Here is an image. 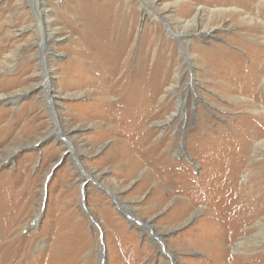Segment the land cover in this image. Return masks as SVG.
<instances>
[{
	"label": "rangeland",
	"instance_id": "rangeland-1",
	"mask_svg": "<svg viewBox=\"0 0 264 264\" xmlns=\"http://www.w3.org/2000/svg\"><path fill=\"white\" fill-rule=\"evenodd\" d=\"M63 2L0 0V95L16 93L0 100V264H233L243 248L234 264H264V193L231 204L255 175L264 187V145L246 143L264 117V0ZM231 224L250 242L220 255Z\"/></svg>",
	"mask_w": 264,
	"mask_h": 264
},
{
	"label": "bare ground",
	"instance_id": "bare-ground-1",
	"mask_svg": "<svg viewBox=\"0 0 264 264\" xmlns=\"http://www.w3.org/2000/svg\"><path fill=\"white\" fill-rule=\"evenodd\" d=\"M65 2H63V3H67L68 5L73 1V3L71 4V9H70V14L71 15H78L79 14V9H78V2L80 1V0H64ZM154 2H155V0H153ZM222 1H224V3H226V4H229V3H236V2H241L242 3V6H243V8L244 9H249L250 8V4L252 3L251 1L252 0H221V2ZM44 2V1H43ZM36 7H37V12L38 13H44V12H48V10H44V9H41L40 10V7H39V3H37V1H36ZM112 8H113V10H114V13L116 14V16H119L120 17V19H122V10L124 11V5H123V2H121V3H119V4H113V3H110L109 4ZM183 5H185L184 7H186V12H188V9L190 8V6L192 5L191 3H189V2H184L183 3ZM226 6V5H225ZM232 9V8H231ZM234 9V8H233ZM239 9V8H238ZM184 10V11H185ZM197 11H199V8H197ZM238 13V12H237ZM246 13V12H245ZM50 14V13H49ZM189 14V13H188ZM243 14H244V12H243ZM232 17V16H231ZM50 16L47 14V20H46V22L48 23V24H50ZM196 20V17L195 16H193L192 18H190V19H186V20H184V22H182V24L183 25H188V23H190L191 21H195ZM117 26V27H121L122 26V21L120 22V20L118 21V23H113L111 26ZM50 26V25H49ZM48 29V28H47ZM188 29V28H187ZM203 30L205 31H208V29L207 28H203ZM202 30V31H203ZM209 31H211V30H209ZM54 32V31H53ZM53 32H49V33H47V34H45L44 36H42V38H41V40H43L42 42H43V44L44 43H46L47 42V40L48 39H50V38H52V34H53ZM192 32H196V30H194V31H182L181 33H179L178 34V36H179V38L181 37L182 38V40H186L187 38H188V36H189V34H191ZM201 32V31H200ZM198 34H200L199 32H198ZM240 36V35H239ZM44 37V38H43ZM243 37V36H242ZM181 40V39H180ZM182 42V41H181ZM45 47V46H44ZM215 49H214V52H216L217 51V53L219 52V53H221L220 55H222V53L224 54V52L225 51H229L228 50V48H226V47H221V46H217V47H214ZM211 53V52H210ZM210 53H208V52H206L205 53V57L204 58H202V59H199V61H200V64L202 65V67H203V69H204V66H207V63H209V61H210V59H211V55L212 54H210ZM188 57V56H187ZM189 58V57H188ZM44 59V58H43ZM188 62H189V67L191 68V61H190V59H188ZM264 62V61H263ZM44 65V64H43ZM47 65V64H46ZM45 67V66H44ZM262 69V68H261ZM253 70V68L250 70V72H249V74L247 75V78H248V84H247V87H248V92H250L252 95H258L259 94V92H258V90H257V88L256 87H254L253 86V83H252V79H253V76H254V72L252 71ZM203 73H206L207 75H208V77L209 78H212L213 79V73L211 74V72H208L207 70H206V72H203ZM49 74H50V70H49V68H47L46 67V69H45V72H44V70H43V82H42V85L44 86V88H45V90L48 88V89H50V76H49ZM210 75H212L211 77H210ZM218 78V77H217ZM227 80V79H226ZM242 80V79H241ZM219 82V84L217 83L216 85L219 87V89H223V87H222V85H221V83L223 84L225 81L223 80V79H219L218 80ZM262 82H264V79H262ZM226 85V84H225ZM230 87V86H229ZM227 89H224L223 91H224V93H226V96H228V97H233V98H238L239 99V97L238 96H232L230 93H232V92H229V90H228V87H226ZM234 93V92H233ZM247 93V92H246ZM16 94V93H15ZM15 94H11V95H4V94H1L0 95V100H4V101H14L15 100ZM264 94V93H263ZM263 94H262V96H263ZM238 95V94H237ZM225 96V97H226ZM240 96V95H239ZM241 97V96H240ZM258 98V97H257ZM259 100V99H258ZM245 102V101H244ZM249 102H251V100L249 101ZM55 102L53 101V100H51V104H54ZM240 104V103H239ZM253 104V103H252ZM252 104L250 105V106H252ZM254 105V104H253ZM242 106V105H241ZM253 107V106H252ZM247 109V108H246ZM252 109V108H251ZM260 110L259 111H257L256 112V114H255V116H252V121H254V122H256V124L257 125H255V139H253L252 141L249 139V138H247V140H246V143L247 144H249V147L251 148V149H253V151H254V154L255 153H258V149L260 148V147H263V145H264V138H261V135H263L264 133V117L262 116V114L260 115ZM263 115H264V108H263ZM59 125V124H58ZM57 132H58V130H57ZM263 133V134H262ZM247 146V145H246ZM256 155V154H255ZM264 160V159H263ZM255 166L256 167H263L264 166V161H257L256 162V164H255ZM262 174V173H261ZM259 174H257V175H255V177L251 180V181H249V182H247V183H250V184H246V185H244V183H243V185H242V188L244 189V192H246V195H245V199H243V200H241V199H239V198H237L236 197V199L235 200H233L232 201V203L231 204H233V206H234V209H236V206H237V208H238V204H240V203H242V202H246L247 200H251L252 202L253 201H255V202H257L258 200H259V198H260V193L262 194V193H264V187L262 186V183H261V177L260 176H258ZM263 175V174H262ZM254 176V175H253ZM263 177H264V175H263ZM239 185V184H238ZM251 187V190H250V192H248L247 191V189L248 188H250ZM238 188V187H237ZM254 191H256V192H258L259 194L256 196H254V195H251V194H253V192ZM243 192V191H242ZM263 197V196H262ZM257 204V203H256ZM247 207H246V209L248 208V207H250L248 204L246 205ZM245 209V210H246ZM263 210H264V207L262 208ZM237 210V209H236ZM240 210V209H239ZM209 212V211H208ZM233 213L231 212L230 213V216L232 217V219L234 218V216L232 215ZM234 214H235V212H234ZM223 217V216H222ZM229 220V219H228ZM243 223L245 224L246 222H248L250 219H248V218H246V217H244L243 218ZM232 221V220H231ZM144 225V224H143ZM218 226L220 227V229L221 230H223V225L221 224V222H218ZM221 227H223V228H221ZM230 228V230L227 232V234L228 235H223V237H222V235H221V237L222 238H220L219 236L220 235H218V237H217V235H216V237H217V240L216 241H213V247L214 248H216V249H219V247L221 246V248L220 249H222L221 251L219 250V253H220V255H224V256H226L227 255V248L225 247V248H222V247H224L225 246V244H229L228 246L229 247H231L233 250H236V251H239L240 249H242L241 248V246H243L244 245V243L246 244V243H249L250 241H249V236H247V233H248V231H249V229H247V228H245V227H236L234 224H231V225H228V228L227 229H229ZM225 229V228H224ZM221 230H218V231H221ZM218 233V232H217ZM238 236H241L242 237V239L241 240H236V238L238 237ZM215 240V239H214ZM248 245V244H247ZM247 253H248V251L246 250V249H242V250H240V252L239 253H235V254H232L233 256H231L230 258H231V262L234 264L235 263V261H237L238 260V258H241L242 257V255L244 254V255H247Z\"/></svg>",
	"mask_w": 264,
	"mask_h": 264
},
{
	"label": "water",
	"instance_id": "water-1",
	"mask_svg": "<svg viewBox=\"0 0 264 264\" xmlns=\"http://www.w3.org/2000/svg\"><path fill=\"white\" fill-rule=\"evenodd\" d=\"M91 217V216H90Z\"/></svg>",
	"mask_w": 264,
	"mask_h": 264
}]
</instances>
